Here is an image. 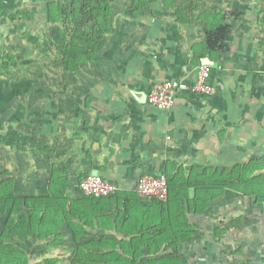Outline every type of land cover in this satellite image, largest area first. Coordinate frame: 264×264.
<instances>
[{
    "label": "crops",
    "instance_id": "0c3cea01",
    "mask_svg": "<svg viewBox=\"0 0 264 264\" xmlns=\"http://www.w3.org/2000/svg\"><path fill=\"white\" fill-rule=\"evenodd\" d=\"M227 1L238 4L228 19L179 10V20L160 4L108 0L96 59L66 70L50 48L58 23L48 18L59 9L69 32L93 28L101 13H87L88 22L78 13L70 26L62 0H0V198L48 201L33 234L0 231V264H264V203L226 190L202 213L190 208L211 179L264 161V0ZM217 22L225 33L208 46ZM201 66L212 95L179 92L165 110L133 96L157 82L192 83ZM95 172L117 184L113 196L80 191ZM144 174L167 178L169 202L180 196L183 216L170 218L171 230L135 192ZM19 208L14 217L30 210Z\"/></svg>",
    "mask_w": 264,
    "mask_h": 264
},
{
    "label": "trees",
    "instance_id": "16d2710c",
    "mask_svg": "<svg viewBox=\"0 0 264 264\" xmlns=\"http://www.w3.org/2000/svg\"><path fill=\"white\" fill-rule=\"evenodd\" d=\"M94 1L97 2V4L95 5L96 7L94 8L91 4L93 0L83 1L84 12L88 11L89 14H92L96 9L102 15L100 19L95 20L94 27H91L94 32L92 35L89 34L85 37L73 34L69 37L68 42V32H63L62 28L59 27V22L62 21V19L60 18V10H54L56 12H54V14H58L59 16L58 19L52 17L48 18V21H52L56 24L58 23V26L55 24L56 26L53 27V30L51 32L52 46L50 48L53 53L56 54L58 59L61 60L62 65L66 70H77L86 65L92 64L102 47L100 41L107 33V16L109 10L111 9L108 0ZM146 5L147 3H139L137 6L138 8H141L143 6L145 7ZM161 6L166 11L173 10L174 13L178 15L177 18L181 20V14L179 11L183 10L181 6L176 5V3L172 2L171 0H164L163 2H161ZM216 24L217 25L213 27L216 28L214 30V33L207 34L206 40L208 46H218V41L225 33V28L221 26V23L218 24L217 22ZM262 170H264V161L254 162L238 166L237 168H235V170H233L232 175H230L228 178L220 180L211 179L208 182V185L205 187L206 192H197V194L194 195V198L191 201L192 205H190V208L193 207L195 208V211L202 213L204 211V208L211 200L217 199L221 195V193L226 190L240 193L245 197H252L258 203H264V173H262ZM257 171H260V173H258L257 175H253V173H256ZM169 197L171 198V194L168 185V199L166 202L163 203L153 200L151 201L159 209V215L160 210L163 211L162 214L164 215V220L168 225L172 224L170 218H172L173 216H183L180 208H178V206L180 205V199L177 200V198H180V196L177 194L172 195V198L174 197V199L170 202ZM19 207H24L30 210L26 212V215H23L21 213L20 217H14L20 210ZM1 214L8 215L6 222H4L0 228L1 233L8 236H17L23 239L24 237H27L34 233L31 224L35 223V221L37 224H44L45 221L48 220V201H44L42 198L38 199L35 203H29L28 201L23 199H19V202L13 199L12 202L8 197L0 198V215ZM160 228L161 227H159V229ZM169 229H172L170 225L167 230ZM35 235H38V233H36ZM132 261V263H135L137 260L134 259Z\"/></svg>",
    "mask_w": 264,
    "mask_h": 264
},
{
    "label": "built area",
    "instance_id": "2783aa9c",
    "mask_svg": "<svg viewBox=\"0 0 264 264\" xmlns=\"http://www.w3.org/2000/svg\"><path fill=\"white\" fill-rule=\"evenodd\" d=\"M209 74V68L201 66L192 83L183 80L153 83L146 93L147 103L158 110H165L173 106L174 97L179 92L212 95L215 88L208 82ZM78 188L85 196L94 198H107L118 191L117 184L103 179L98 174L81 179ZM135 192L141 198L164 203L168 199L167 178L164 175L144 174L138 179Z\"/></svg>",
    "mask_w": 264,
    "mask_h": 264
},
{
    "label": "rangeland",
    "instance_id": "374dc122",
    "mask_svg": "<svg viewBox=\"0 0 264 264\" xmlns=\"http://www.w3.org/2000/svg\"><path fill=\"white\" fill-rule=\"evenodd\" d=\"M62 1L65 5H67V8L70 10L69 11L70 17L67 20L65 19L64 21L68 22L69 25L71 26V24L73 25L76 23V14L84 12L83 11V1L84 0H62ZM139 1H141V0H134L132 5L138 7L137 5L140 3ZM192 1H194V2H191V1L189 2L187 0H183L180 3H177V2H175V3H176V5L181 6L182 9H185V10H182L183 12L187 11L188 13H190L187 15V17L192 16V18H196L197 16L201 15L200 14L201 12H202V14H205V15H206V13L208 15L210 12L211 16H213V17L216 16L219 18L221 17L223 19H226L227 16H230V17L234 16L236 14V7L238 5L235 2H229L227 0H225L223 2L220 1V2H214V3L205 2L204 0H192ZM230 1H233V0H230ZM148 2L145 1V2H141V3H147V5L150 4V5H152V8L158 10L157 5H159L160 3L158 4L155 1L150 2V0H148ZM91 4L94 5L93 2ZM160 6H161V4H160ZM204 12H206V13H204ZM87 13H88V11L82 15L81 21L82 20H84V21L87 20V22L90 21V19H88L89 14H87ZM74 15H75V17H74ZM83 16H85V17H83ZM60 24H61V21L59 22V25ZM88 26L89 25H85V26H81L80 28H78L76 26L75 27L72 26V28H69L71 30H69V32H68V38H67L68 42H69V37L72 36L73 34L85 36V37L88 36L89 34L92 35L94 32H93L92 28L88 27ZM65 31H66V29H65ZM213 33H214V31H213ZM103 39H104V37L102 38L101 43L103 42ZM50 60H51L50 56L48 55V75L53 73V70H51L52 67L50 64ZM49 69H50V71H49ZM53 74H56V73L54 72ZM262 173H264V170H262ZM248 198L252 199V197H248ZM262 209H264V207H262ZM261 218H264V213L261 215ZM139 261H141V260H139Z\"/></svg>",
    "mask_w": 264,
    "mask_h": 264
},
{
    "label": "water",
    "instance_id": "95a60500",
    "mask_svg": "<svg viewBox=\"0 0 264 264\" xmlns=\"http://www.w3.org/2000/svg\"><path fill=\"white\" fill-rule=\"evenodd\" d=\"M203 63V65H210L209 63V61L208 60H205V61H203L202 62ZM133 96L139 101V102H141V103H145V102H147V98H146V93H143V92H134L133 93ZM93 175H97V173L95 172Z\"/></svg>",
    "mask_w": 264,
    "mask_h": 264
}]
</instances>
